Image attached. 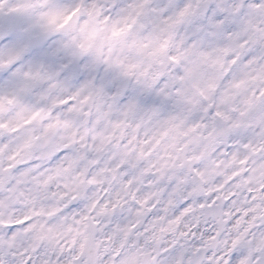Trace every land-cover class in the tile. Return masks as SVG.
<instances>
[{"label": "clouds", "instance_id": "9594fccd", "mask_svg": "<svg viewBox=\"0 0 264 264\" xmlns=\"http://www.w3.org/2000/svg\"><path fill=\"white\" fill-rule=\"evenodd\" d=\"M0 264H264V0H0Z\"/></svg>", "mask_w": 264, "mask_h": 264}]
</instances>
